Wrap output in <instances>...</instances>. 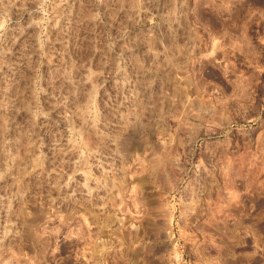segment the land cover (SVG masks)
<instances>
[{
	"label": "rangeland",
	"instance_id": "rangeland-1",
	"mask_svg": "<svg viewBox=\"0 0 264 264\" xmlns=\"http://www.w3.org/2000/svg\"><path fill=\"white\" fill-rule=\"evenodd\" d=\"M0 264H264V0H0Z\"/></svg>",
	"mask_w": 264,
	"mask_h": 264
},
{
	"label": "bare ground",
	"instance_id": "bare-ground-1",
	"mask_svg": "<svg viewBox=\"0 0 264 264\" xmlns=\"http://www.w3.org/2000/svg\"><path fill=\"white\" fill-rule=\"evenodd\" d=\"M77 235H78V239H77L78 244L83 242L81 239H84V241L86 240V242L88 241V238L86 237L87 232L85 231L84 228H81L79 231H77ZM100 245H101V249H104L106 247V245L102 242L100 243Z\"/></svg>",
	"mask_w": 264,
	"mask_h": 264
}]
</instances>
